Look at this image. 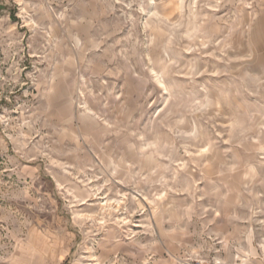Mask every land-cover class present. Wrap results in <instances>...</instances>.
<instances>
[{
	"label": "rangeland",
	"instance_id": "1",
	"mask_svg": "<svg viewBox=\"0 0 264 264\" xmlns=\"http://www.w3.org/2000/svg\"><path fill=\"white\" fill-rule=\"evenodd\" d=\"M0 264H264V0H0Z\"/></svg>",
	"mask_w": 264,
	"mask_h": 264
},
{
	"label": "bare ground",
	"instance_id": "2",
	"mask_svg": "<svg viewBox=\"0 0 264 264\" xmlns=\"http://www.w3.org/2000/svg\"><path fill=\"white\" fill-rule=\"evenodd\" d=\"M113 209V208H112ZM115 210V209H114ZM121 220V219H120ZM123 220H125V219H123ZM122 221V220H121Z\"/></svg>",
	"mask_w": 264,
	"mask_h": 264
}]
</instances>
